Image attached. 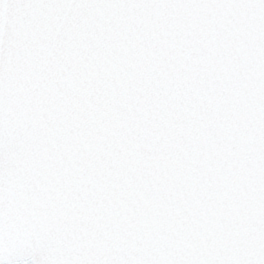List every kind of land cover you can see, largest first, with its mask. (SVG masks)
<instances>
[{"label":"snow or ice","instance_id":"1","mask_svg":"<svg viewBox=\"0 0 264 264\" xmlns=\"http://www.w3.org/2000/svg\"><path fill=\"white\" fill-rule=\"evenodd\" d=\"M0 264H264V0H0Z\"/></svg>","mask_w":264,"mask_h":264}]
</instances>
